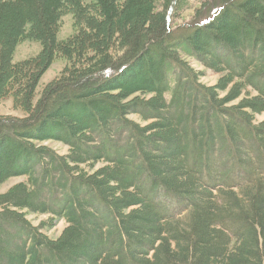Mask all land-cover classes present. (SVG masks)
I'll use <instances>...</instances> for the list:
<instances>
[{"label":"trees","instance_id":"trees-1","mask_svg":"<svg viewBox=\"0 0 264 264\" xmlns=\"http://www.w3.org/2000/svg\"><path fill=\"white\" fill-rule=\"evenodd\" d=\"M178 1L0 0V99L24 112L0 116V183L26 177L0 193V264H264V0L171 28ZM24 39L40 50L14 62ZM23 210L67 226L51 239Z\"/></svg>","mask_w":264,"mask_h":264},{"label":"rangeland","instance_id":"rangeland-1","mask_svg":"<svg viewBox=\"0 0 264 264\" xmlns=\"http://www.w3.org/2000/svg\"><path fill=\"white\" fill-rule=\"evenodd\" d=\"M213 2L214 0H179L176 9L173 12L171 28L192 23L199 14L201 18L207 16L209 14L208 9L211 7ZM74 29L75 27L73 16L70 13L64 14L59 22L57 39L63 40L67 38L74 32ZM39 50V42L24 39L16 45L13 53V61L16 62L33 57L38 53ZM183 59H185L190 64V66L198 73V80L202 84L206 86H213L216 84L220 74L202 65L192 56L184 55ZM66 64L67 61L61 56L56 57L52 61L48 69L42 74L39 80V83L36 87L35 100L39 97L42 88L52 79L56 78ZM173 83L174 80L169 83V90L164 93V96L167 100L170 98ZM247 92H249L250 95L254 94V92L250 88H247ZM223 94L224 92L220 93L221 96ZM233 102L236 103L237 100ZM23 115L24 112L22 110L14 107L11 96H6L0 99V116L21 117ZM128 118L139 125H145L151 122L150 120H143L138 114L135 113L129 114ZM253 119L255 123L263 121L264 112L255 113L253 115ZM44 144L53 148L58 154H66L68 152V146L63 143L57 141H46ZM85 165L87 166V164ZM103 165V161H98L95 162L91 168L97 169ZM25 180L26 177L24 176H16L2 181L0 183V193L6 192L14 184L24 182ZM22 212L25 214L26 219L29 220L32 225L38 226L40 230L51 239H55L56 237H58L63 229L67 226L66 220L60 216H55L50 213L31 212L27 210H23Z\"/></svg>","mask_w":264,"mask_h":264}]
</instances>
